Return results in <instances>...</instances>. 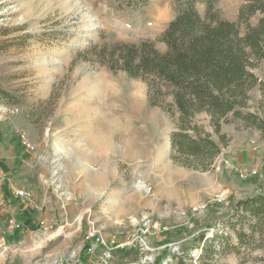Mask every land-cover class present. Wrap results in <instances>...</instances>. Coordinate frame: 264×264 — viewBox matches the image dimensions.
I'll use <instances>...</instances> for the list:
<instances>
[{
  "label": "rangeland",
  "instance_id": "obj_1",
  "mask_svg": "<svg viewBox=\"0 0 264 264\" xmlns=\"http://www.w3.org/2000/svg\"><path fill=\"white\" fill-rule=\"evenodd\" d=\"M245 1L215 6L237 21ZM176 13L175 0H0V88L12 95L0 101V264H264L229 222L264 191L261 132L223 122L229 141L212 168L185 166L171 158L179 114L151 105L145 80L84 58L146 39L166 51ZM253 71L264 80V59ZM250 96L256 105L259 87ZM195 121L218 141L208 114ZM202 234L217 250L223 234L231 251L197 259Z\"/></svg>",
  "mask_w": 264,
  "mask_h": 264
},
{
  "label": "trees",
  "instance_id": "obj_2",
  "mask_svg": "<svg viewBox=\"0 0 264 264\" xmlns=\"http://www.w3.org/2000/svg\"><path fill=\"white\" fill-rule=\"evenodd\" d=\"M117 1L121 7L132 9L148 3ZM198 1L175 0L177 13L160 36L166 51L158 49L154 40L146 39L94 45L84 58L145 80L151 105L169 107L173 114H179L177 130L171 135V158L188 167L209 170L229 141L221 130L223 122L239 120L264 137V80L253 71L264 59V0H246L237 21L221 17L215 6L219 0H204L206 12L202 16ZM256 13L261 17L253 25L249 19ZM255 87H259L261 97L251 105L250 92ZM11 97L0 88V101H11ZM168 98L171 101L167 103ZM201 113L209 115L218 141L195 121ZM229 222L237 231L240 246L264 248V191L240 200ZM218 237L219 250L201 235L200 242L205 241L208 247L201 248L197 259L204 252L213 258L215 253L231 251L223 234L210 241Z\"/></svg>",
  "mask_w": 264,
  "mask_h": 264
},
{
  "label": "built area",
  "instance_id": "obj_3",
  "mask_svg": "<svg viewBox=\"0 0 264 264\" xmlns=\"http://www.w3.org/2000/svg\"><path fill=\"white\" fill-rule=\"evenodd\" d=\"M16 194L22 198H30L31 197V193L26 191V190H23V189L17 190Z\"/></svg>",
  "mask_w": 264,
  "mask_h": 264
},
{
  "label": "bare ground",
  "instance_id": "obj_4",
  "mask_svg": "<svg viewBox=\"0 0 264 264\" xmlns=\"http://www.w3.org/2000/svg\"><path fill=\"white\" fill-rule=\"evenodd\" d=\"M102 121L105 122V123H107V124H117L116 119H114V118H111V119H110V118H108V119L105 118V119H103ZM103 131H104V130H101L100 133L103 134ZM106 134H107V133H106ZM103 135H104V134H103ZM61 146H62V143H61Z\"/></svg>",
  "mask_w": 264,
  "mask_h": 264
}]
</instances>
